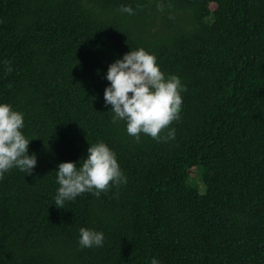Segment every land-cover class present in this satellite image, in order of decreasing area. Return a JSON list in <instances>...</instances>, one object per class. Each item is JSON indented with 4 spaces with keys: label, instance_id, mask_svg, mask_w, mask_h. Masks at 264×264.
<instances>
[{
    "label": "trees",
    "instance_id": "obj_1",
    "mask_svg": "<svg viewBox=\"0 0 264 264\" xmlns=\"http://www.w3.org/2000/svg\"><path fill=\"white\" fill-rule=\"evenodd\" d=\"M141 47L186 87L174 139L104 104L107 65ZM0 102L37 158L0 179V264H264V0H0ZM97 141L127 182L56 207V166Z\"/></svg>",
    "mask_w": 264,
    "mask_h": 264
},
{
    "label": "clouds",
    "instance_id": "obj_2",
    "mask_svg": "<svg viewBox=\"0 0 264 264\" xmlns=\"http://www.w3.org/2000/svg\"><path fill=\"white\" fill-rule=\"evenodd\" d=\"M119 10L129 15L134 12L129 5H122ZM104 79L108 81L103 89L104 104L110 105L114 123H125L128 135L137 141L141 134L156 140L175 138L176 130L169 125L180 118L181 93L186 87L177 75H165L161 71L154 54L142 47L129 49L107 65ZM24 127V114L0 102V179L13 168L24 175L31 174L37 164L35 153L28 152L31 139L24 135ZM164 129L167 134L162 136ZM55 178L58 188L53 199L58 208L83 192L99 197L109 187L127 182L115 152L103 141L88 144L82 159L60 162ZM78 231L79 247L103 245L102 231L85 227ZM150 264H161V261L153 256Z\"/></svg>",
    "mask_w": 264,
    "mask_h": 264
},
{
    "label": "rangeland",
    "instance_id": "obj_3",
    "mask_svg": "<svg viewBox=\"0 0 264 264\" xmlns=\"http://www.w3.org/2000/svg\"><path fill=\"white\" fill-rule=\"evenodd\" d=\"M212 6H214V4H212ZM191 177L192 178H195L199 181L198 179V175H197V172H196V168H193L192 171H191ZM202 190H203V186H202ZM201 191V190H200Z\"/></svg>",
    "mask_w": 264,
    "mask_h": 264
}]
</instances>
